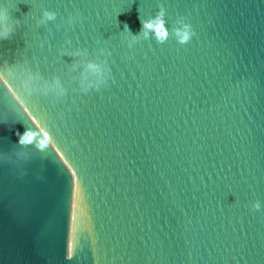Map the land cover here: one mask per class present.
Masks as SVG:
<instances>
[{
  "label": "water",
  "instance_id": "obj_1",
  "mask_svg": "<svg viewBox=\"0 0 264 264\" xmlns=\"http://www.w3.org/2000/svg\"><path fill=\"white\" fill-rule=\"evenodd\" d=\"M5 5L20 23L0 74L23 61L34 87L0 81V264H264V0ZM160 6L170 32L183 16L195 35L129 48L125 25L137 34ZM45 9L57 18L39 24ZM105 41L111 78L82 93L64 53ZM53 77L66 95L45 90ZM26 130L48 148H21Z\"/></svg>",
  "mask_w": 264,
  "mask_h": 264
},
{
  "label": "clouds",
  "instance_id": "obj_2",
  "mask_svg": "<svg viewBox=\"0 0 264 264\" xmlns=\"http://www.w3.org/2000/svg\"><path fill=\"white\" fill-rule=\"evenodd\" d=\"M165 8L160 6L159 10L154 16L144 19L141 21L140 31L133 35L125 25L124 33L127 37L128 47L131 48L135 43L140 40H147L150 37L154 38L157 43H164L168 40L169 36L172 35L176 41L181 44H187L191 38L195 35L193 28L190 23L186 22V18L183 16L177 17L175 25L171 32L165 26ZM57 13L52 10H43L37 23L46 24L49 21H55ZM82 19V14L79 9L74 12H69L64 23L71 28L74 22H79ZM20 21L12 17L9 6H0V39L9 38L15 29L19 26ZM59 27V25H57ZM64 43L71 45L72 41L68 37H65ZM107 41L104 45H100L95 49L93 54H89L86 47H75L68 49L64 54H70L73 57V67L79 68V81L78 87L80 92L88 93L92 90H99L102 86H105L108 80L111 78V71L109 68L108 57L110 56V50L107 48ZM15 72L21 77L22 83L26 90H31L34 87V76L29 67L23 63V61H17L13 65L9 66L7 63L4 67V73L11 76ZM5 74H0V81L8 80L5 78ZM52 90L58 96L66 95V89L63 86L62 81L59 77H53L51 81L45 82V90ZM15 103L21 111L27 115V111L23 104V97H16ZM4 122H7L5 116ZM18 142L17 144L23 148L28 145H34V147L43 152L48 148V134L43 135L38 143H34V137L37 135L35 130H26L22 134L17 133ZM18 156L26 157L25 153L18 152ZM252 210L258 211L261 208L260 202L254 201L251 205Z\"/></svg>",
  "mask_w": 264,
  "mask_h": 264
}]
</instances>
